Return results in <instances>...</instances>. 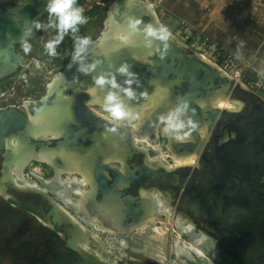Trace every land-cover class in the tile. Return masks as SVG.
<instances>
[{
  "label": "rangeland",
  "instance_id": "obj_1",
  "mask_svg": "<svg viewBox=\"0 0 264 264\" xmlns=\"http://www.w3.org/2000/svg\"><path fill=\"white\" fill-rule=\"evenodd\" d=\"M40 1L45 4L43 0ZM121 1L108 0V2L102 4L101 0H79L78 6L83 9L87 22L80 25L78 32H69L64 36L63 40L56 45L55 55H48L45 48V44L57 35L54 28L41 27L36 29L33 35L28 38L31 45L28 53L23 51L22 43L16 45L14 52L22 65L13 68L11 67L13 65L0 63V74H2V71L6 72V74L0 76V112L17 110L20 114L31 117L37 113L40 100L48 98L49 101H55L58 97L56 90L54 89V92L50 93L51 96L48 97L49 90L72 60L74 45L78 36L89 37L91 43L104 36L107 37V44L124 42L123 39L115 40L112 37L114 36L112 32L116 30L114 29V23L111 21L112 19L117 21L115 24H117L118 30L128 26V24L121 25L122 21L126 19L125 15L121 20L114 18L123 13L122 11L119 14L116 12L117 4ZM139 1L153 5L154 20H156L158 26L162 27L165 34L162 33V36H166L165 40L184 48L188 55L199 56L207 64L215 66L221 74H225L229 78L231 85L227 92H223V95L221 93L220 96L212 98L210 101L213 100L214 103L217 99H221V102L224 101V106L236 110L240 107L241 102L235 100L241 98L242 95L237 91L235 97L233 94L235 88L241 87L253 92L264 104V0ZM19 2L21 1L0 0V10H4L2 9L4 6L17 7ZM95 5H98L99 9L91 15L90 12ZM109 15H112V17L108 21ZM38 22L47 25V12L38 18ZM132 22L133 20H130L129 24ZM120 31L128 35L125 30ZM129 45L130 47H126L123 51L124 54H130L129 50L132 49V44ZM140 47L141 43L133 46L138 51L132 49V56L137 51L140 59L134 55L135 59H138L139 62H143V60L147 62L142 64L151 63L150 57L152 54L147 51L144 53ZM96 85L98 84L96 83ZM73 90L75 89H69L64 94L63 100L71 98ZM157 91L159 94L154 95L159 98V101L162 100L159 103L160 105L155 106L153 104L154 100H152L147 103V106L142 109L139 108L140 110H137L138 114H136V110H130L137 117L131 121L128 119L117 120L104 107H93L87 104V107L97 116L118 125L120 130L118 134L109 133L104 135L103 146L97 153L98 160L100 158L106 160V162L111 160V164L109 163L111 168L116 171L123 170V164L120 162V152L123 147L128 146L129 155H131L134 151L131 146L134 145L135 148L142 150L141 153L143 154H135L133 157L131 155L132 158L130 157L126 164H140V162H143L154 168L155 166L156 168L164 166L171 171L178 166L183 167V165L177 164L176 159L173 157L176 153H172L171 146L174 142L178 143L182 140L185 142L192 139V134L184 128L170 132L164 131L166 123L162 117H167L176 108L172 109L175 106L169 103V91L166 89L160 91V88ZM165 91H167L168 97ZM108 94H113V92H108ZM156 96H152V98ZM213 103H203L201 108L206 110L205 108L217 106ZM184 113L188 112L185 111ZM68 116L70 119L73 118L71 112L68 113ZM187 117L186 114L182 113L179 119L185 122L188 120ZM42 118L39 116L38 121ZM204 131L206 132V130ZM204 131L200 130L201 136H208L207 132L204 133ZM204 138L200 137V139ZM46 139L55 140L45 144L44 148L45 153L53 154L54 152H49V150H56L59 143H62L60 141L65 137L64 134H61L56 139L41 137L37 140ZM56 140H59V142H56ZM90 140L92 139L90 138ZM204 140V145H207L206 139ZM37 149L38 152L43 151V148ZM73 156L72 159H75L76 155L73 154ZM53 163V166H49L40 161L32 160L27 167L22 169L21 179L16 176L13 177L10 174V169L3 170L4 179L5 177L7 179L0 178V188H3V192L8 189L9 192L20 196L18 200L25 202V209L28 212V209L38 210L39 213L47 211L45 214H49L48 218L53 222L58 223L60 226L66 224L65 233L69 239L68 245L78 250L87 263L142 264L146 263L148 261L146 258H148L150 264L153 262L157 264H223V262H227L229 264L227 257L220 253L219 245L208 240L203 233H199L194 228L190 216L167 201L166 196H163L158 188H152L148 191L141 190L140 193L142 194H140L138 200L143 209L147 207L144 215L142 214L145 219H142L140 228L130 230L132 225L136 224H128L126 207L122 208L121 202L119 204L113 202L111 206L110 200H104L100 192L95 193L91 187L79 184V181L77 182L79 177L77 176L62 175L57 177V169H65L66 166L73 167L75 165V163H72L71 158H54ZM5 167L8 168V166ZM79 169L81 168L79 167ZM84 170L85 168H83ZM106 176L110 180L112 179V176L108 174ZM12 178L17 179L18 185L13 183ZM25 183L32 186H27ZM78 190L89 194L91 197L88 206L91 210L106 213V216L99 222L95 223L93 221L92 211L88 207L81 206L80 201L83 198L77 195ZM121 190L117 187V191ZM142 191L148 192L149 198L141 196L144 193ZM153 195L159 196L160 203H152L154 202L151 197ZM54 203L58 204V207L64 213L56 208L57 206ZM65 211L70 214V217L65 215ZM121 220L125 222L122 221L123 224H120ZM126 220L127 224H125ZM111 230L115 232L111 233ZM92 236L98 237L103 245H100ZM183 242L196 245L204 252L206 258L199 257L200 255L193 253V251L183 248L182 252L176 253L177 245H182ZM211 254L213 259L210 258L211 260L208 261L207 257Z\"/></svg>",
  "mask_w": 264,
  "mask_h": 264
},
{
  "label": "flooded vegetation",
  "instance_id": "obj_2",
  "mask_svg": "<svg viewBox=\"0 0 264 264\" xmlns=\"http://www.w3.org/2000/svg\"><path fill=\"white\" fill-rule=\"evenodd\" d=\"M236 91L242 95L235 100L242 104L238 109L230 110L224 103L208 108L217 116L193 165L177 167L149 189L170 194L171 204L190 216L199 233L219 245L229 264H264V104L249 90L235 88L233 96ZM7 169L0 157V178ZM140 192L138 186L127 189L134 197ZM19 197L0 189V264H90L68 245L66 224L53 222L47 211L28 212ZM191 204L199 208L191 209ZM145 209L140 207L138 217ZM146 260L142 264H150Z\"/></svg>",
  "mask_w": 264,
  "mask_h": 264
},
{
  "label": "water",
  "instance_id": "obj_3",
  "mask_svg": "<svg viewBox=\"0 0 264 264\" xmlns=\"http://www.w3.org/2000/svg\"><path fill=\"white\" fill-rule=\"evenodd\" d=\"M20 1L21 2H19L17 7L4 6V8H2L4 10H0V52H2V56H4H0V60L3 58L2 62L3 60L14 62L20 61L14 52L15 46L21 43L25 30L29 29V27H35L33 22H38V18H40V16L46 12V0H43L45 4H43L40 0ZM144 16L138 21L140 33L144 29L143 26H152V21H154V17L151 14L146 15V17ZM132 49L137 50V48ZM132 49L129 50L130 56H128V62L126 65L127 71L116 75L117 84L122 85L121 88H118H120V90L124 89V92L122 93H117L114 91L115 95L120 99L119 102L123 103L122 105H130L132 107H134L136 104L142 103L144 100H146V98H148L147 94L149 92L153 93L155 89H157L155 88L157 86L154 83L157 80V82L161 83V85L168 88L172 94V97L177 101L174 105L175 108H184V105L186 104V112H188L191 116L187 121L183 122V128L184 130H189L190 134H192V139L185 142H174L173 144L172 141V153H176L178 156H187L193 154H196L197 156L200 155L202 149L205 147V140L200 139V137L204 136H201L199 132L205 126H201L199 124V120H197L196 117L203 114V122L206 125L205 130L208 133V128L211 127V124H213V121L217 116V112L212 111V109L208 110V108L203 110L204 108H201V105L203 103L209 102L213 92L218 91L226 93L231 85L229 78H227L225 74H221L215 66H210L197 55H188L184 48L177 46L169 40L161 43L159 49L154 52L153 56L150 57V61L152 62H149L147 65L142 64L147 63L145 60H143V62H139L138 59H135L134 55L138 53V50L135 51L136 53L132 56ZM89 53L90 52L88 51L87 54ZM87 54H85V58L87 57L89 59ZM1 64L11 65L12 63L5 62ZM20 64L22 65V63ZM21 65L16 66V68L20 67ZM69 65L71 66L69 67ZM69 65L61 73L65 78L73 77L74 72H77V70L81 67L82 62H74L71 60ZM11 67L15 68L14 66ZM4 74H6V72L2 71V75ZM94 81L96 82L97 79ZM129 81H131V83H129ZM95 82H93V84ZM128 89L133 90V97H128L125 93ZM166 92L167 91H165V93ZM49 96L51 95L48 94V97ZM72 96H74V90ZM166 96L168 97L167 93ZM76 97L77 98L74 102V104H76L71 108L74 118V120H72L73 122H70L73 123L71 124L72 128L77 129V126L79 125L82 127V125H85V122L88 121L93 127L97 120L100 121V117L90 112L86 106L88 102L92 100V97L85 92H78ZM47 99L48 98H43L39 101L37 112L45 108L53 101H49ZM132 102H134V104H132ZM47 121L50 122L51 119H48ZM106 122L109 121L106 120ZM111 123V125L117 127L119 130L118 125L114 124L113 122ZM30 125L32 124L28 115L24 116L15 110L0 112V157H3L4 159L5 153L9 150L6 145V139L12 138L14 136L21 135V139H24L25 137L34 153H37V148H43L42 150H44L46 146L45 144L55 141L51 139L39 141L32 138L30 134H27L29 130L28 126L30 128ZM88 127L89 126L85 128L86 132H89ZM59 140H56V142H59ZM63 140L60 142H63ZM73 144L78 148V146L82 144V140L77 137ZM131 147L134 149L132 152V157L135 154H143L141 153L142 150L140 151V149L135 148L134 145ZM58 148L59 146L56 150H58ZM76 155H79V153H76ZM99 160L100 161L94 165L91 174V180L94 184V192H100L103 195L104 200L108 199V197L112 195L113 192H117L118 197L120 199H124L125 202L127 201L131 208V210H127L126 212V218L130 221L135 219L134 213H132V207H134V204H136L138 209L140 208L138 200L140 196L134 197L131 194H128L127 189L132 186H138L140 191H148L150 186H156L160 179H165L172 173L171 170H167V168L164 166L159 168H156L155 166L154 168L153 166L151 167L145 163H134L127 164L129 175L125 178V176L121 174L123 171L122 169L116 171L109 166V163H107L106 160L101 158ZM107 174L112 176L111 180L106 176ZM122 182L125 187H123L121 191H117V187ZM164 195L166 194L163 193V196ZM167 195L171 199V195ZM204 199H206V194L204 195ZM188 207L191 209H196L195 207L199 208V205L194 206L191 204Z\"/></svg>",
  "mask_w": 264,
  "mask_h": 264
},
{
  "label": "bare ground",
  "instance_id": "obj_4",
  "mask_svg": "<svg viewBox=\"0 0 264 264\" xmlns=\"http://www.w3.org/2000/svg\"><path fill=\"white\" fill-rule=\"evenodd\" d=\"M117 5H118V7L116 9V12L119 14L120 11H122L123 13L118 15V17L115 16L114 18L117 20H121L125 15L126 19H124L122 21L121 25H124V24L127 25L128 24V26L126 28H119V30H118L117 24H115V22L117 23V21L112 19L111 21L115 25L114 29H116L112 32V34H114V36H112V37L115 40L121 39V37H127V41L125 42V40H124V42H122V43L114 42L112 44H109V43L107 44V37L104 36L103 38H100L97 41L90 43V45L87 48L86 53L82 54V57H83L89 51L90 53L87 54L89 56L88 60H87V57L85 58L86 55L83 58L81 57L82 59L78 60V61L82 62L81 67L83 66L85 68V71H80L79 70L81 68L80 67L77 70V72H74V76L71 78H65L62 76V74H60L58 79L55 81V83L53 84V86L49 90L50 91L49 94L54 92V89L56 90V94H58L57 99L55 101H53V103L51 102L50 104H48L45 108L39 110L35 115L29 117L32 125H30V128L28 126L29 130H28L27 134H30L32 136V138H34L36 140L41 138V137H50L52 139H56V138H59L61 136V134H64L65 139L62 143L59 144L58 150H53V151L49 150V152H54L53 154L52 153H45V151H44L45 149L43 151H40V152L37 151V153L35 152L36 153L35 154L34 151L31 150V146L27 142V139H25V137H24V139L23 138L21 139V135L6 139V142H7L6 145H7V148H9V150L5 153V158H4L3 162H4V166H8V169L11 170V171L10 170L9 171H10V174L13 175V177L16 176V177H18V179H21L22 169L27 167V165L32 160H37V161H40L43 163L45 162V163L52 165L54 158L66 159V157H69V158H71L72 163H75V165L73 167L66 166L65 169H60V170L57 169V171H56L57 177H61L62 175H65V174L69 175V176H77V177H79L77 179L79 181V183H82L85 186H89L94 190V184L92 183V180H91V174H92V169L94 168V165L99 162V160L97 158V153H98V151H100V149L103 146L102 145L103 141H104L103 137L105 134H109V133L118 134L120 131L117 129V127H114L113 125H111L112 123L110 124V122H106V120H104L102 118H99L100 121L97 120L93 127H92V124L88 121V122H85L86 126L82 125V127H81V125H79V126H77V129H73L72 125H71L73 123H70V122H73L72 120H74V118L70 119L68 116V113L69 112L72 113L71 108L76 104V103L74 104V102L77 98L76 95L78 92L79 93L85 92L92 97V100H90V102H88V106L91 105L93 107H104L103 106L104 100H105V98L107 96L106 94H108V92H111V91L112 92L115 91L117 93L124 92L123 91L124 89L120 90L122 85L117 84L116 75L122 74V72L119 71V69L121 67H125L127 69L126 65L128 62V56L129 55L124 54L123 51L125 50V48L130 47L129 44H132L131 46L133 48L134 45H139L141 43L140 49L144 53L147 51L150 54H152L151 56H153L154 52H156L159 49V46L161 45V43L167 41L165 39L160 38L162 36V33L164 34V31H163L162 27L158 26L155 23L156 20L152 21V24H153L152 26H143L144 29L141 31V33L139 31V28H140L139 23H138L139 19H141L144 15L146 16L148 14H151L155 18V15L153 13V5L151 3H142L139 0H122ZM111 17H112V15L111 16L109 15L108 21H109V19H111ZM130 20H133V22L131 24H129ZM118 24H120V23H118ZM137 28H138V30H137ZM149 28L152 31L156 32V36L153 37V36L148 35V29ZM29 29H31V35H29V37H31L33 35V33L35 32L36 28L35 27H29ZM120 30H125L128 35H126L125 33H122V31H120ZM143 33H144V36H143ZM106 35H107V33H106ZM139 41H140V43H139ZM2 55H3L2 52H0V56H2ZM135 56H137V58L140 59V57H139L140 55L138 56L137 54H135ZM2 57H4V56H2ZM2 59L0 60V63L9 62V63H12L13 66H15V67L21 65L20 61L14 62V61H9V60H3V62H2ZM0 75L2 76V74H0ZM96 79L97 80L102 79V80H104V83L102 85L101 84L94 85L96 83L93 84V82H95L94 80H96ZM154 83L156 84V86H158L157 90H159V88H160V91L164 90V89L169 91L166 86L161 85V83L157 82V80ZM118 87H120V88H118ZM71 88L75 89L74 90L75 91L74 96H72L71 98H68L66 100H63L64 94ZM107 90H110V91L107 92ZM157 90H155L153 93L149 92L148 93L149 95H147L148 98H146V100H144L142 103L136 104L134 107H130L129 105L128 106L123 105V106L127 110H133V111L136 110V112L139 108L142 109L144 106H147V103H149L152 100H154L153 104L156 106L159 103H161L160 101H162V100L159 101V98L156 95H154L156 93L159 94V92ZM115 92L113 93L114 95H115ZM221 93L223 95V92H218V91L213 92L210 99L220 96ZM152 96H156V97L152 98ZM169 97H170L169 103L175 105L177 101L172 97V94L170 91H169ZM209 102L213 103V100H211V101L209 100ZM220 102H221V99H217L216 102L214 101L213 105H219ZM222 103H224L223 100H222L221 104ZM212 107L213 106H211V108ZM174 108L175 107H173V109ZM184 110L186 111L185 108H184ZM184 110L182 113L184 115L186 114L188 116L187 119H189L191 117L190 114L184 113ZM138 113L139 112H137L136 114H138ZM39 116L43 117L40 121H38ZM202 117H203V114L198 115L196 117V119L199 120L200 124L204 123ZM47 118L49 120L51 119V121L48 122L46 120ZM201 125L206 126L205 124H201ZM87 126H89L88 127L89 132L85 131V128ZM135 127H137V126H135ZM201 130L204 131L205 128L204 129L202 128ZM204 133H206V132L204 131ZM77 137L80 138V140H82V144L80 146H78V148H77V146H74V144H73V142H75ZM90 138L92 140H90ZM129 151L130 150L127 146V147H123L121 152H120V156H121L120 162L123 164V167H124L122 174L125 176V178L129 175V170H127L128 166L126 164V161L129 160L131 155H132V154L129 155ZM72 153H75V155H76V153H79V155L75 156L76 160L72 159V158H74ZM65 154H67V155H65ZM173 157L176 159V162L178 165L191 166L195 162L197 155L193 154V155H187V156H176L174 154ZM112 158H115V157H112ZM117 158H118V160H120L119 157H117ZM110 162H111V160H109L107 163H110ZM69 165H71V164H69ZM114 165H116V164H114ZM79 167L81 169H79ZM83 168H85L84 171H83ZM5 179H7V178L5 177ZM12 181L18 185L17 179L12 178ZM30 186H32V185H30ZM123 187H124L123 183L119 184V186H118L119 189H123ZM34 188H35V186H34ZM0 189L2 190L3 188L1 187ZM142 192H144V193L141 196H144L145 198H149L148 192H145V191H142ZM76 193L79 197L83 198V199H81L82 201H80L81 206H85L87 208L90 205L89 201L91 200V197L89 196V194L83 193L80 190H78ZM140 194H142V193H140ZM60 195H62V194H60ZM164 196H166V200L170 202V197L168 195H164ZM151 197H152V199H154V202L151 201L152 203H154V204H155V202L160 203L159 196L153 195ZM108 200H110L109 202H110L111 206H112L113 202L118 203V204H119V202H121L120 204L123 206L122 208H124V206H125L126 211L131 210L130 206L128 205V202L127 201L125 202L124 199H120L118 197L117 192H113V194L110 195L108 197V199H106V201H108ZM139 205L141 208H143V206L141 204H139ZM56 206H57L56 208H59L62 211V209L60 207H58L59 206L58 204ZM153 207H154V205H153ZM132 208H133L132 213H134V218H135L134 220L137 219V223H136V225H132L130 230L133 228H137V229L140 228L142 226L141 225L142 219L145 217V216L138 217L140 215L139 214L140 208L139 209L134 208V207H132ZM88 209L91 210L90 207H88ZM91 211H92L91 215L93 216V221L95 223L99 222L103 217L106 216L105 212L98 211V210H91ZM65 215L67 217H70V214H68L66 211H65ZM146 221H148V220H146ZM114 232H115L114 230H111V233H114ZM119 232H121V231H119ZM92 237L96 241H98V243L100 245H103L102 241L98 237H96V236H92ZM182 248L185 250H193L198 255L204 254L203 251L200 250L199 248H197L196 245L188 244V243H183L182 245H177L175 252L176 253L182 252L183 251Z\"/></svg>",
  "mask_w": 264,
  "mask_h": 264
},
{
  "label": "clouds",
  "instance_id": "obj_5",
  "mask_svg": "<svg viewBox=\"0 0 264 264\" xmlns=\"http://www.w3.org/2000/svg\"><path fill=\"white\" fill-rule=\"evenodd\" d=\"M46 12L48 14V23L47 25H42L40 22H33L36 29L41 27L54 28L57 32L56 37L45 44L48 55H55V48L69 32L76 33L79 31L80 25H83L87 22V18L84 16L83 9L79 6H76V0H47ZM31 35V29L25 30L24 35L22 36V48L25 53H28L31 49V45L28 42V37ZM149 36H156V32L148 29ZM161 39H166V36H161ZM121 39L127 41V37H121ZM91 40L89 37H77L74 45V53L72 60L74 62L81 59L82 54L86 53L88 46L90 45ZM71 65H69L70 67ZM80 71H85V68L82 66ZM120 72H126L125 67L119 69ZM97 84H103L104 80H97ZM131 83V81H129ZM128 97H133L134 92L131 89H128L126 92ZM104 108L111 116L117 120L136 119L130 110H127L120 102L119 98L113 94H108L104 100ZM187 105H184L186 108ZM184 108L178 107L174 111L170 112L167 117H162L165 120L166 127L165 132L175 131L182 129L184 127L183 122L179 119ZM202 257L203 256H199Z\"/></svg>",
  "mask_w": 264,
  "mask_h": 264
},
{
  "label": "trees",
  "instance_id": "obj_6",
  "mask_svg": "<svg viewBox=\"0 0 264 264\" xmlns=\"http://www.w3.org/2000/svg\"><path fill=\"white\" fill-rule=\"evenodd\" d=\"M102 3H106L108 2V0H101ZM79 5V0H76V6ZM99 9V6L98 5H95L94 8L91 10L90 14H94L96 12V10ZM89 14V15H90ZM80 28V26H78Z\"/></svg>",
  "mask_w": 264,
  "mask_h": 264
}]
</instances>
